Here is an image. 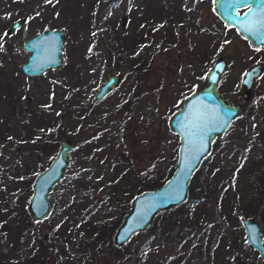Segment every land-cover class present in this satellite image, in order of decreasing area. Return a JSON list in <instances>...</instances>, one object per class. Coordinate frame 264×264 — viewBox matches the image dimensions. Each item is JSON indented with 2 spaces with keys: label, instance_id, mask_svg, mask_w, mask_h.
Listing matches in <instances>:
<instances>
[{
  "label": "rangeland",
  "instance_id": "obj_1",
  "mask_svg": "<svg viewBox=\"0 0 264 264\" xmlns=\"http://www.w3.org/2000/svg\"><path fill=\"white\" fill-rule=\"evenodd\" d=\"M16 18L28 36L64 29L59 66L21 71L30 52L22 27L7 31ZM219 56L227 60L220 92L242 102L240 79L261 51L219 19L212 0H0V264H264L241 223V205L257 195L251 181L264 171V65L251 100L196 169L210 198L171 213L190 224L166 229L168 208L123 245L114 241L131 207L125 187L176 164L169 116ZM110 73L120 84L93 101ZM62 139L74 143L69 163L48 215L35 220L32 184ZM259 181L264 187V175ZM255 206L264 242V202Z\"/></svg>",
  "mask_w": 264,
  "mask_h": 264
},
{
  "label": "water",
  "instance_id": "obj_2",
  "mask_svg": "<svg viewBox=\"0 0 264 264\" xmlns=\"http://www.w3.org/2000/svg\"><path fill=\"white\" fill-rule=\"evenodd\" d=\"M264 0H249L248 6L236 5L239 15L235 19L226 15L232 0H213L218 17L228 26L238 30L253 47L264 45ZM252 8L249 12L248 7ZM240 9H244L240 12ZM22 27L23 47L30 52L26 61L21 63L25 75H39L48 68L61 64L64 29L48 28L28 36L24 18H16L7 27L9 33ZM227 60L218 57L205 72V84L184 96L181 105L168 119L169 126L178 134L179 145L177 160L171 175L159 186L138 192L131 201V207L122 223L118 226L114 241L121 246L133 234L147 228L154 216L172 206L185 201L189 182L203 158L212 148L214 139L220 136L231 121L238 117L244 106L251 100L255 79L261 74L262 63L253 64L245 69L238 86L242 102L229 101L219 89L220 78L226 68ZM121 82L119 73H110L99 86L93 101L104 98ZM74 146L72 141L62 139L58 149L47 165L35 177L29 198V209L35 220L44 219L50 210V191L63 176L69 163V154ZM247 243L257 249L264 258L263 229L254 217H242Z\"/></svg>",
  "mask_w": 264,
  "mask_h": 264
},
{
  "label": "trees",
  "instance_id": "obj_3",
  "mask_svg": "<svg viewBox=\"0 0 264 264\" xmlns=\"http://www.w3.org/2000/svg\"><path fill=\"white\" fill-rule=\"evenodd\" d=\"M221 87H223L222 82H221ZM250 108L252 111L256 110V108L252 104L249 105L248 109H250ZM215 148L216 147H214V144H212V149L210 152L212 154L209 155V158L214 154ZM209 158H207L205 160V163L209 160ZM174 166L175 165L173 164V166L171 167L169 172L165 175V177H160L159 179L153 180V181L146 180V178H141L140 180H138V183H136L135 185L126 186L124 189V196L128 200H131V199H133V197L138 192H141V191L147 190V189H152L156 186H159L171 175ZM202 168L203 167L196 170L194 172L193 176L191 177L187 201L180 204V205H177L173 208L171 207L168 210H166V213H170V220L166 226V229L169 227H174V226H178L179 228L183 229L190 224V219L181 220V218L178 217L177 215L171 214L173 211H179V209H181L182 211L186 212V210H190V208H192L193 200H196V198L201 199L202 202L208 201V199L210 198V195L208 193V189H209L210 185H207V182L202 183V179H201L202 178L201 177L202 176L201 175V169ZM263 173H264V171L262 173H258V176L260 174L263 177V175H264ZM261 178L257 177L254 181L253 180L251 181V186L253 187L254 190L256 189L255 193H257V195L252 196V199L247 198V200L244 203L245 205L244 204L241 205L242 208L245 209V213L243 214L244 216L245 215H248V216L255 215L254 212L257 209V207L255 205L257 204V206H258L259 204L261 205L264 202V187H262L260 185L261 181H259ZM207 180H210L212 182V178H208V177L205 178V181H207ZM226 187H227V185H222V190L224 191V188H226ZM222 190L220 192H222ZM237 210H240V207H237ZM24 225H25V230H26L30 224L28 221H25Z\"/></svg>",
  "mask_w": 264,
  "mask_h": 264
},
{
  "label": "snow or ice",
  "instance_id": "obj_4",
  "mask_svg": "<svg viewBox=\"0 0 264 264\" xmlns=\"http://www.w3.org/2000/svg\"><path fill=\"white\" fill-rule=\"evenodd\" d=\"M244 4L245 6H248L249 0H232V6L230 10H226V15L229 16L231 19H235L236 15H239L236 5ZM249 12H252V8L248 7ZM261 12H264V5L261 6Z\"/></svg>",
  "mask_w": 264,
  "mask_h": 264
},
{
  "label": "flooded vegetation",
  "instance_id": "obj_5",
  "mask_svg": "<svg viewBox=\"0 0 264 264\" xmlns=\"http://www.w3.org/2000/svg\"><path fill=\"white\" fill-rule=\"evenodd\" d=\"M212 6H213V0H212ZM214 8V7H213ZM244 9H240V12H242ZM214 12H215V10H214ZM218 16V15H217ZM220 19V18H219ZM224 23V22H223ZM225 24V23H224ZM228 26V25H227ZM229 28H234V27H232V26H229ZM237 32H238V30L236 29V28H234ZM239 33V32H238ZM240 34V33H239ZM244 38V37H243ZM245 39V38H244ZM246 40V39H245ZM247 41V40H246ZM247 43H248V41H247ZM248 45L250 46V47H253V46H251L249 43H248ZM254 49H257V50H259V51H261V56H260V61L259 62H257V63H262V65H264L263 63H264V45H262V46H259V47H253ZM219 57H221V56H219ZM218 58V57H217ZM254 64H256V63H254ZM253 65V64H252Z\"/></svg>",
  "mask_w": 264,
  "mask_h": 264
}]
</instances>
